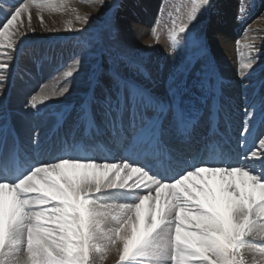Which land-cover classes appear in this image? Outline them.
<instances>
[{"label": "snow or ice", "instance_id": "obj_1", "mask_svg": "<svg viewBox=\"0 0 264 264\" xmlns=\"http://www.w3.org/2000/svg\"><path fill=\"white\" fill-rule=\"evenodd\" d=\"M95 3L105 6L106 0ZM211 6V0H188L186 19L178 24L173 19L168 31L170 52L181 34L187 37L198 14ZM33 9L42 27L44 12L70 10L82 25L90 15L69 9L67 0H16L0 22V89L14 59L11 53L18 51V39L35 32ZM109 27L117 32L114 21ZM67 28L83 30L72 20ZM248 31L246 42L236 41L241 79L255 71L256 42L264 40L248 37ZM152 35L159 43L156 27ZM241 47L247 50L246 58ZM80 63L76 57L60 73L57 83L66 81L62 87L42 86L26 107L39 111L38 105L47 107L45 102L65 96ZM113 79L116 93L105 97L104 120L113 139L127 144L128 159L97 160L80 154L90 150L89 143L65 141L62 155L53 160L22 163L15 140L9 141L7 123H0V264H104L113 253L117 264H247L245 249L264 256V138L237 161L224 153L219 141L209 140L202 162L166 179L174 162L165 136L175 134L190 150L197 123L183 104L184 82L173 80L167 96L160 97L118 72ZM212 81L211 93L223 96L230 82L218 73ZM244 112L241 148L258 125L264 126V98ZM78 121L89 141L101 134L86 108ZM33 143L38 145V133ZM151 160H163L167 167L162 172L143 163Z\"/></svg>", "mask_w": 264, "mask_h": 264}, {"label": "rangeland", "instance_id": "obj_2", "mask_svg": "<svg viewBox=\"0 0 264 264\" xmlns=\"http://www.w3.org/2000/svg\"><path fill=\"white\" fill-rule=\"evenodd\" d=\"M1 1H4L8 5V8H3L5 4L0 3V22L5 19V16L2 14L4 10L9 11L11 9V5L16 3V0H0V2ZM132 1L135 2V0H106L105 6H100L99 4L95 3L94 0L93 5L96 4L95 6H98L102 11L98 14L90 15L86 24L82 25L79 22L77 24L78 28L82 26L81 28L83 30L80 32H67V34H70V37L63 36L61 38V36H55L58 33L57 28L51 24H48L45 20V25L43 27L40 25L39 20H37L38 22L34 24L32 21V27L35 28V32L28 31L25 35L28 37V39L24 40L23 42L21 38H25V36L19 38L18 43H23L20 47V44L17 43V50L19 53L16 56V59H14L15 66L13 69L16 68L14 70L16 72L19 71V76L17 73L18 81L15 79L8 81V77L9 79L11 77L9 74L11 73V65L13 60L9 62V70L4 73L6 75V80L4 82L3 88L0 89V112L4 107L3 100L4 98L6 99L5 95L10 89L11 92L9 93L7 99H11L14 94H28L23 99L22 107H18V105L11 102L14 100V97L12 100H10V104L14 106L13 108L16 110L18 109L17 111H23L26 115H28L27 113H31L29 111L27 112V109L30 107H26L31 96L38 93L42 86H47L49 88L55 87L56 82L54 83L53 80L56 78L58 80L60 73L63 72L78 56H81V59L86 63L90 61V63L87 65L88 68L91 67L95 60H97L100 66H103L106 63L109 64L108 66L110 71L108 70L109 72H107L106 75L105 72H100V70H103V67H101V69L96 68V64L94 65V69L96 68V71H94L93 74L92 71H86V74L85 71H83L74 73V76L69 78L71 80L77 79L79 84L84 86L83 90L89 89L91 87V82H99L97 88H95L98 92H93L95 98L99 97V91L103 90V87L106 85L102 79H110L111 73L118 72L122 77L132 79L138 84L149 88V83L153 82V78L151 77L154 75L153 72H155L152 68H156L164 74L163 82L161 81L164 92L163 97L167 96L169 85L173 80H182L185 84L183 98L185 99L188 98V96H193L197 100L196 103L200 105L205 96L203 88L205 85H207V83H209L207 79L209 70L213 71V73L218 72L215 69L213 70V67L210 68V64H208V66L205 65L202 62V59H204L203 56L210 50L207 36L209 32V26L212 21V15L218 11L219 7L222 5V2H218V0H211V8H209L206 12L198 14L197 20L194 21L192 25H190V32L187 37L185 38V34H181L179 45L174 51L170 52L169 49L171 44L168 40V31L172 28L173 19H176L177 24L180 23L181 19H186L188 0H158L159 6L157 14L153 17V23L150 27L149 34V38L151 39L150 44L152 46L138 49L130 47L123 41V37L120 35V30L118 27L119 21L126 19V16H124L126 15L125 12L127 10L126 3ZM238 1V8L240 10L238 11L239 14L237 17L242 18V16H244L241 32H243V29L245 32V28L250 25V23H253V25H250V28H248V33H250L254 30V25L257 23V21H261L262 17L264 16V0ZM78 2H80V4L85 7L88 6V8L90 7V4L92 6V2H89L88 0H79ZM251 2L255 3V5H252V7L250 6ZM177 7L180 9L179 12L176 11ZM158 20L159 24L157 23ZM113 21L114 26L117 29L115 34H113L109 27L110 23ZM154 27L157 28L159 33V43L154 41V37L152 35V29ZM60 41H66L68 44L62 45L60 44ZM27 43L32 45L25 50L22 47H24ZM27 46L28 45L25 47ZM48 47L53 49L48 50ZM56 47H58L59 50H57ZM256 47L259 49V51L255 53V55L258 56V60H264V41H257ZM86 53L88 56H91L89 59L84 58L83 54ZM205 57L207 58L206 55ZM259 57H262L263 59H260ZM22 61L23 65L21 64ZM41 62L45 64V66L51 68V73L45 75L43 70H41ZM257 64H259V62H257ZM136 66H139V74L141 75L138 74V68H133ZM150 66H152V68H150ZM87 67L84 65V67H79L77 70H82L83 68L87 70ZM257 67L261 68L262 65L259 64L258 66H255V71L253 73L260 72L257 70ZM98 69L99 71H97ZM248 79L240 78V80L237 81L242 82ZM232 81L233 80L229 82ZM34 82H39L37 87L33 85ZM65 82L66 81L63 80L59 81L61 86H63ZM50 83L54 85L51 86ZM202 84L203 87L201 86ZM59 85L57 84L55 88H59ZM208 86H210V84H208ZM200 90L203 91L201 92ZM83 94L81 96L73 94L74 96L71 95L72 97L68 95V98L70 97L69 99L75 98L73 99V103L76 104H74L75 106L73 107L77 108L78 102H80L82 105H84L86 102L85 105H87L88 100H85L87 95ZM95 101L99 102V99H95ZM208 102H210V100ZM55 105H58L57 107H59L57 111L62 109L61 107L64 106L59 105V103H55ZM34 111L37 110L34 109ZM33 114L34 113L32 112L31 115ZM31 119L33 120V118ZM23 120L26 121L24 117ZM14 124L19 127L18 121H15ZM54 125L56 126V129L59 128V125L56 123V121L54 122ZM36 130L38 129L36 128Z\"/></svg>", "mask_w": 264, "mask_h": 264}, {"label": "bare ground", "instance_id": "obj_3", "mask_svg": "<svg viewBox=\"0 0 264 264\" xmlns=\"http://www.w3.org/2000/svg\"><path fill=\"white\" fill-rule=\"evenodd\" d=\"M78 1L79 0H67L68 8L69 9H71V8L77 9L78 13L80 15H84V14L94 15V14H98L99 12L102 11L98 6H95L96 4L93 5L94 0H88L89 2H92V6L90 4L89 8H88V6L87 7L83 6ZM159 1L158 0H135V2L132 1V2L126 3L127 10L125 12L126 15H124V16H126V19L120 20L118 27L120 30V35L123 37V41L126 44H128L130 47H132L134 49L144 48V47H147V45L151 43V39L149 38L150 27L152 26L154 15L157 14ZM218 2H222V5H221V7H219L218 11L215 12L214 15H212V21L210 23L209 32H208V36H207L208 41H209L210 50L205 54L207 56V58L205 57V55L203 56L204 59H202V62L207 66H208V64H210V68L213 67V70L215 69L218 71L216 73L223 76L227 81L233 80L234 83L232 81V83L229 84V87H227L224 90L223 96L213 95L210 91V86H208V84H207L206 85L207 88L205 89L206 90V96L210 97V99H209L210 102H208V101L207 102L209 103L210 106L211 105L212 106H211V109H208V107H206V105H204V103H203L199 107V109H200V114L203 115L202 117H204V116L206 118L210 117L213 114L212 110L213 109L217 110V107H218L217 105H218L219 101H221L222 106L218 107V111L220 112L221 117L223 119L227 118L228 120L233 121L235 119V117L239 114L238 112H241V113L244 112L242 109H240V106L242 108H245L246 106H248L250 104H259L261 99L264 98V72H263L264 60H258L257 61V62H259L260 65H262L261 68L257 67L258 68L257 70H259L260 72L252 73L251 77H249V79L247 78L248 80H245L242 82L237 81V80H240V76L238 75V71H237V69H238V52H237L236 41L241 40L242 43L246 42V34L244 32V29H243V32H241L242 31L241 29L243 26V21H244L243 20L244 16H242V18L237 17L239 14L238 11L240 10L238 8V4H239L238 0H218ZM0 3L5 4V6L3 8H8V5L4 1H1ZM252 5H255V3L251 2L250 6L252 7ZM251 7H250V9H251ZM5 11L6 10H4V12ZM43 18L48 24H51L57 28L58 33L55 36H61V38L63 36L70 37L69 36L70 34H67V32L68 33L74 32V30H68V28H67V21L68 20H72L73 25L76 28H78L77 24L79 22L75 20V14L72 13L70 10L69 11H57V12H44ZM24 19H25V22H27V17H24ZM37 20H39V19L36 15V10L33 9L32 10L33 24L38 22ZM258 20H260V19H258ZM33 24H32V26H33ZM250 25L252 26L253 23H250ZM250 25H248L245 29L250 28ZM254 30H256V31H254ZM254 30L247 34L248 37L264 36V31H262V30H264V16L262 17L261 21H257V23L254 25ZM240 32H241V34H240ZM242 37H244V38H242ZM26 39H28V37H26V36H25V38L24 37L21 38L22 42ZM258 41H262V40H258ZM22 42L18 43V44H20L19 47L21 46V44H23ZM26 45H28V46L25 47ZM26 45L24 47H22L25 50L29 46H31L32 44L27 43ZM48 48H50V47H48ZM56 49L59 50L58 47H56ZM241 51L244 52L245 58H246L247 57V50L243 49V47H241ZM18 53H19L18 51L11 53L14 55V59H16V56L18 55ZM25 53H26V51H25ZM83 56L85 59H89V57H91V56H88L87 53L83 54ZM78 57L81 61L79 67H84V65H85V67H87V65L90 63V61L88 63H86L81 59V56H78ZM263 57H264V55H263ZM259 58L263 59L262 57H259ZM14 59L12 61V65H11V73L9 74V76L11 75V77H10V79L8 77V81L19 76V71L16 72V71H14L16 68L13 69L15 66L14 65ZM21 64L23 65V61L21 62ZM96 64L99 66H97ZM259 64L254 65V67L258 66ZM94 65H96L95 66L96 68L101 69V67H102V65L100 66V64H98L97 60H95L90 68L87 67V70L85 68H83V69L81 68L82 70H77V72L85 71V74H86V71L87 72L92 71V74H93V72L96 71V68L94 69ZM41 66H42L41 70H43L45 75L49 74L48 71H50V68L45 66V64H41ZM103 66L106 70V72H105V75H106L108 70H109V66L107 63L104 64ZM150 68H152V66H150ZM152 69L155 72L152 71L154 73V75L151 77V78H153V82L149 83L150 87L148 89H150L156 95L163 97L164 92H163V85H161V81L163 82V75L164 74L159 69H156V68L155 69L152 68ZM97 71H99V69ZM212 72L213 71L209 70L208 75L210 76ZM17 73H18V76H17ZM102 80H104L107 87L105 88V91H102V93H100V96H102V97L114 96L116 93V87L117 86H116V83L114 82L113 76L110 79L108 78V80H106L105 78ZM17 81H18V78H17ZM53 82L54 83L56 82L55 83L56 86H57V84L58 85L60 84V83H57V78L54 79ZM211 83H209V84L211 85ZM38 84H39V82H34L33 85L37 87ZM92 84H93V82H91V86H92ZM50 85L53 86L54 84L50 83ZM59 87H62L61 84L59 85ZM47 88H49V87H47ZM83 89H84V86L83 85L81 86V84H79L77 79H73V80L69 79V92L66 93L64 97L53 98V99L45 102L47 107L39 105L38 108L40 110L38 111V113H39L38 115H41V118H39V122H38V126H37L38 130H36V128H34L32 126V119H31V125L23 120V117L26 116V114H24V112L21 115L20 114H17V115L11 114V116H13V122L18 121L19 127H17V129L19 131L20 137H22V142L24 143V146L28 147L29 149H33L36 146L41 145L42 143L43 144L46 143L48 141L50 135L52 134V132L56 130V126L54 125L55 121L59 125V128L61 129L64 127L65 124L66 125L72 124V122L70 123V121L72 118H75V116H76L75 122L72 125H75V127L77 129H84L80 126V123L78 121V117L80 115H77V112L75 110L73 111V109L71 108L73 99H75V98H72V99H69L70 97L68 98V95L71 96L73 94H77L78 96L79 95L81 96L84 92H85L84 94H86V93L90 94L89 93L90 88L85 89V90H83ZM6 91H7V89H6ZM93 91H95V90H93ZM26 95H28V94H26ZM26 95H23V94L20 95V93L16 94V95H14V100L11 102L18 105V107H22V102H23V99L25 98ZM193 100H195V98L193 96H190L189 99L186 98L183 101V103L186 104V106H192L194 103ZM214 100H216V101H214ZM55 103H59V105H64V106L61 107L62 109H59V111H55L56 108H59V107H57L58 105L57 106L55 105ZM227 103L229 105H225ZM90 104H91V102L88 103L87 107L92 106ZM6 108H11V107L6 106ZM79 108L81 109V107H79ZM189 108L193 111V113H195V111H194V109H192V107H189ZM13 109L15 110V108H13ZM96 110H97V113H94V114L90 113L89 115L95 117L96 124L100 127L101 130H103L102 127L104 125H106V123H104L105 120L101 117L100 114H98V107H96ZM4 112L6 113V111H4ZM0 113L3 114L2 111ZM198 114H199V112H198ZM7 116H9V115H7ZM196 117L198 118V116H196ZM206 118L203 119V122H207ZM168 119H170V117ZM7 121H8V118L7 119L5 118L4 122H7ZM203 122H201V123H203ZM62 123H63V127L61 125ZM165 124L167 126V120L165 121ZM7 125H8V122H7ZM66 128L67 127H65V129ZM85 131H86V129H85ZM35 133H38V145L33 143ZM119 160H121V159H119ZM256 243H259V242H256ZM244 257L247 261V264H253V262H255V264H264V256H262L258 252H255L254 250L245 249L244 250ZM117 259L118 258L115 255V253H113L108 257V259L104 262V264H117Z\"/></svg>", "mask_w": 264, "mask_h": 264}]
</instances>
